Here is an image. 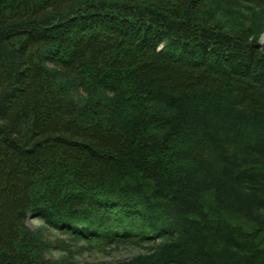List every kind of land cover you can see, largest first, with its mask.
<instances>
[{
	"label": "trees",
	"instance_id": "obj_1",
	"mask_svg": "<svg viewBox=\"0 0 264 264\" xmlns=\"http://www.w3.org/2000/svg\"><path fill=\"white\" fill-rule=\"evenodd\" d=\"M214 3L264 7L0 0V264H55L30 217L144 251L115 264H264V44L246 19L217 30Z\"/></svg>",
	"mask_w": 264,
	"mask_h": 264
},
{
	"label": "rangeland",
	"instance_id": "obj_2",
	"mask_svg": "<svg viewBox=\"0 0 264 264\" xmlns=\"http://www.w3.org/2000/svg\"><path fill=\"white\" fill-rule=\"evenodd\" d=\"M259 4H243L228 8L222 4L214 3L209 5L206 11L209 14L213 13L210 14L211 17H208L207 20L215 24L214 27L217 30L231 31L236 26L243 24L240 20L241 18L246 19L247 23L253 25L254 29L252 31L258 33L259 41L264 44V7L262 5L259 6ZM216 13H218L217 15H222L217 17ZM204 17L207 16L204 15ZM58 77L57 87L69 102L72 100L80 116L87 118L91 116L94 118L95 111H93V108H96L95 92H92L89 96L86 91H83L82 87L84 86H81L87 85L91 87V85L89 83L81 84L77 75H74V73L70 74L63 69L58 73ZM26 227L35 243L41 242L36 244V249L40 250V246L43 247V244L48 245L49 248L43 256L46 260L54 261L55 264L56 260H58L57 264H115L117 261L130 260L144 252L138 246H121L102 251L99 249H88L87 244L83 241L61 235L57 229L49 227L42 220L33 217L27 219Z\"/></svg>",
	"mask_w": 264,
	"mask_h": 264
},
{
	"label": "bare ground",
	"instance_id": "obj_3",
	"mask_svg": "<svg viewBox=\"0 0 264 264\" xmlns=\"http://www.w3.org/2000/svg\"><path fill=\"white\" fill-rule=\"evenodd\" d=\"M71 99H72V98H71ZM129 199L132 201V199H131V198H129ZM130 200H128L127 202H128V203H130ZM127 205H129V204H127ZM130 205H131V204H130Z\"/></svg>",
	"mask_w": 264,
	"mask_h": 264
}]
</instances>
